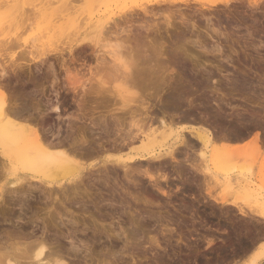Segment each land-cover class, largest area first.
<instances>
[{
	"label": "rangeland",
	"instance_id": "obj_1",
	"mask_svg": "<svg viewBox=\"0 0 264 264\" xmlns=\"http://www.w3.org/2000/svg\"><path fill=\"white\" fill-rule=\"evenodd\" d=\"M33 1L20 0V4H21L20 10H22L21 16L23 12H24L23 13L24 16H22V18L21 16L18 17L21 20L23 19L22 23H21V20H19L20 22L17 20V22L21 23L20 25L22 26L20 25L17 26L19 24L18 23L17 25H12V26H15V27H12L11 26V24H13L12 18H10L12 23L9 25L10 20H8L9 19L8 17H10L11 15L10 16L8 15V17L6 18V15H5L6 13L4 12H7V11L9 12L10 9L6 8L5 10V7L1 8V11L3 12L4 15L0 11V15L2 14L3 16V18L0 16V28L3 27L2 29H0V40H3V38L4 40L7 39L8 41L13 39V42L10 43L12 45V43H14L15 37H16V40H17V37L18 38L20 37V39L17 40L19 43L16 42L15 40V42L18 43L19 45L14 43L13 46L8 45L9 46L8 49L6 47V49H2V51H0L1 53L3 52L2 54L0 53L2 55V56L0 55V61L1 63H4V61L6 60L5 61L6 63L4 64L5 65L7 64L10 74L11 72L13 73L12 71L13 64L11 63V60H13L14 58L18 62H20L21 66H23L22 67L23 70H25V71H22L23 74L21 72L22 81L32 82L38 79L40 80V75H43L42 73L46 71L48 72L50 76H48V74L46 73L47 74L46 80H43V79H41L40 81L38 80L39 84L34 85V87L37 89L38 86L40 85H41L40 87L43 86L42 82L44 81V84L46 86L45 88L46 92H45L44 97H43L42 92L39 91L40 89L39 88L37 89L40 92V96L43 99L39 96V93H38V96H39L38 98H41L43 103H46L47 101L56 103L57 99H61V100L63 99L62 102H63L64 110H62V113L59 118L57 117L58 114L51 111L52 110L51 109L49 112V117L50 118L53 117V118L52 119L49 118L48 120L49 122L46 123L47 125H45V127L46 126L48 127V125H51L52 122L53 124L55 122V124L59 123L63 127L62 129L65 130L66 128L69 127L70 122L74 118V116L72 115H74L73 112L76 110L77 106L75 104L76 102H74L75 97H73L74 96L73 92L71 93V91L69 92L68 90L69 86L67 85V83H69L70 81V82L76 83L77 85L85 84L84 85L85 87L86 86L92 87V85L95 87L96 86L101 87L102 89L96 87L97 89L95 88L94 91L96 92L98 90V93L99 92L101 93V94L99 93L101 96V99L103 98L102 94L103 95L106 94L107 96V100H105V102L102 101L103 99L102 100L99 99L100 96L97 92L95 93L93 91V94L95 95L98 94L99 96V97L97 96L98 100L95 95L93 96V94L88 96L89 105H86L87 109H84V110L86 112L91 111V113L88 112L87 114L84 111L86 113L85 114L86 118L88 117L90 118L92 114L93 116H95V115H100L102 113L104 114L108 113L107 112L108 110H112V111L117 112V114H120L118 112H121V114L124 113L123 115H125V113L127 112L126 114V116H128L127 121L128 123H130L129 121L133 117L134 119L141 121V118H143L144 115H146L147 113V115H150L149 117L153 116L154 118L155 116V119H153V122L152 121L149 122L150 125L147 123L148 125H146V127L144 126L145 128L143 127L145 129L144 131L148 132V130H150L151 128H154V126L159 127L158 126L159 119H160L159 117L160 116L162 117L165 114V117L168 115L166 117V119L168 120L167 122L169 123L171 121V124L173 125L172 126L173 130H174L173 139L169 141V144L172 145V143L176 140L177 136L180 134H183V137L187 138L190 144H192L193 149L188 150L186 147H181L180 152H178L176 155V157H178L177 162L172 161V160L170 161V158H168L167 160H164V162L169 160L168 163L165 162L167 164L160 163L158 161H153V164L155 163V165L153 164L150 165L149 164L150 162H147V161L137 160V161L130 162V160H128L127 162L129 163L128 165L129 168L127 167V168L122 169L123 165H121L118 162V158L122 156L124 158L126 157L125 160H127L129 155L132 156L133 154H135L136 149L134 148L135 149L134 150L132 147H136L140 145V140L136 141L137 143L134 142V144L130 146L132 150L130 148L124 147V149L122 150L120 149L121 150L120 151L119 149L112 147L111 146L112 143H109V141L111 142L113 139V136H112V139L109 138V141L104 142L103 146L105 149L104 150L100 149L101 151L103 150V152L100 151L98 152L99 154L93 153L94 155L97 154V157L96 156L94 157L93 155V158H92V155L91 157L89 155L81 159V162L83 163L81 164L85 167L84 169L87 168V170H81L79 177L78 175H73L72 177L70 175L64 178V180H62L64 182L66 181V183L68 184L70 180L77 181L81 179L80 176L84 175V179L82 176V179L80 181H77L79 182V185L81 186V187L79 186V189L76 187L75 189L73 188L72 190V187H73L72 186L70 187V189H68L70 192H68L67 190V195L71 199L68 198V200L64 201L62 197L64 194L60 191L53 192V193L45 192L44 194L41 193L42 195L38 193V191L37 192L33 191L31 196L28 195L29 198L31 197V199H28V203L29 204L31 203V204L30 206L28 204L27 207H28V210L30 209L31 210H30V213L27 212V214L29 213L28 214L29 216L32 215L31 218L33 217V214H35L36 216H38V220L35 219L36 216H34L32 219L36 221H32L31 223V221H29L31 218H28L29 216L28 217L25 216L26 217L25 220L29 221L27 223V225L29 224V226L28 227L25 226L28 229L27 230L25 228V230H27L28 233L25 230L21 231V234L26 233L22 235L23 238L19 232L17 234H14V235H17L16 237H14L16 238V242L17 243L19 242L18 244L15 243V245H17L16 247L18 248L19 244L25 246V244H28L29 240L31 239L34 240L33 238L35 237H33L32 235H28L30 234L29 232L34 231L36 232V234L41 233L43 230L41 229L43 226V221H45V219L47 221L49 219V216L52 215V218H54L55 220L54 219L51 221L49 220L50 226L49 224L47 226L49 233L46 232V234L50 235L51 237V235L53 236V233L57 231L59 232L58 234L62 236V238L60 237V241L62 240L61 242H63L65 245L71 246L74 244V245L79 246V248L82 249V250L80 249L81 252L79 254L80 260L79 259L74 260V259H69V258L67 259V261L69 263L72 262V264L73 263L74 264H80V263L108 264V260L112 263L117 261L114 264H125V263L126 264H134V263H138V264H214V263L230 262V260L232 261L234 259L245 258L247 254L249 253V251L254 249L259 244L258 249L254 251L252 255H250L247 259L244 260V264H254L253 261L256 255L259 253V250H261V246L264 245V218L255 214L259 209L261 208L264 209V207L262 206V204L264 203V168L262 167L263 168L262 172H260L261 169H259L261 165L264 164V146L258 152L257 151L258 149L256 150V147H254L255 145L253 144V142H251V139H253V137L256 135L257 132H260L259 134H260L261 139L264 138V0H257V1L256 0H231L229 2H225V0H216L215 4H213L211 0H128V1L127 0H99V1L98 0H85V1L84 0L83 1L82 0L80 1L79 0H69V1H73L76 4L78 3L79 7L81 6L82 10H84V13L81 16V18H85L86 16H88L91 9H94L95 11L98 9L97 10L98 13L103 14L101 16L104 19V22L106 21L108 23H105L106 25L105 28L107 29V31L105 28H103V31L106 33L98 36L97 38L99 42L98 45H94L93 42H91L92 44H90V47L91 45H93L91 48L88 46L82 49L81 48L78 49V47L74 46L72 52L69 49H65L64 51H62L63 53L54 51L53 49H55L56 46H58L59 48L66 46L65 44H63V42L66 43L65 41L68 40L67 38L69 36L66 38L67 35L69 34L72 35V32L74 30L73 31L71 30L73 29V27L67 28V27H64L65 26L64 25L62 27H64L66 31L63 29L60 31V33L58 32L54 33L53 30L49 31L50 29L49 25H51V27L53 26L54 24L53 22H55L54 18L56 16L58 17V14L56 16L51 17V19H47L41 14L39 15L37 10L40 8H37V6L41 7V4H39L40 0H36V1L33 0ZM10 2L11 4L9 5H15L16 2H19V1L11 0ZM14 2L15 4H13ZM35 2L37 3L36 6H35L36 4ZM141 3H142L143 9L140 8ZM210 3H212V5ZM57 4L59 5L60 3H57ZM95 5L97 9H95ZM145 5L147 8L145 7ZM24 8H27V9L23 11ZM144 8H146V10L148 9L147 12L144 11L145 10ZM20 10L19 12L16 13V15L20 14ZM32 11L34 12L36 11L38 14V17H36L35 13H32L34 14L33 15L34 17H33L31 14ZM28 13H29V18H28ZM42 20H44V22ZM169 21H171L170 23L172 27H170V24L168 25ZM2 22H4L5 24L4 23L2 24ZM61 22L62 20L61 21L57 20V23H58V24L56 23L57 27L64 23V22L62 23ZM14 24H16V21L14 22ZM15 28L18 30H16ZM14 29L16 30V32ZM59 29L60 28H57V31ZM68 30L71 32H69ZM62 31L63 33H61ZM38 32L41 33L40 36L42 35V33L45 32L44 33L45 36L44 35H42V37L39 36L40 39L38 41L40 45L42 42L45 41L44 43L47 44L44 46L46 48V52H45V48L43 49L42 46L41 48L39 47L40 45L38 41H36L38 37L37 39L34 38L35 37L34 35L38 36L39 34ZM92 33H95V34H92ZM92 33L91 34L93 36L95 37L97 36V32H92ZM57 34L58 35L60 34L61 37L57 36ZM58 37L59 39L61 38L62 39L59 40ZM90 37L92 36L90 35ZM104 37L107 40H104ZM150 37L151 38L156 37V42L158 41L157 42L158 44L164 43L166 45L165 48L167 49H164L165 55L170 58L169 60H165L162 58L161 60L163 61L165 60V61L164 62L162 61L163 63L161 61L157 62L161 64V66L159 64L158 65L160 67H165L164 65H166V62H170L169 63L170 67L168 66L167 70L169 71V69L171 68L173 69V66H174V69L178 73L180 72L182 73L181 74L182 76L177 74L176 77L178 79H181V77L186 78V79L185 78L182 79L181 83L184 82L183 84L181 83H180L181 85L178 84L179 89L182 91V98H183L181 101L182 103L177 102L176 100H174L175 102L171 100L172 93L170 92H173V88H174V84L172 83L163 84V85H166V87L164 86V90H162L160 87V83L158 82L152 84V86H150L151 88H149L146 86L144 87V84L140 85L139 82L137 83L136 81L131 82L130 81L131 79H129V81L125 79L126 74H124V72L128 70L129 66H130L129 69L132 67L133 65L131 64L132 60L134 61L135 58H136L135 60H137V56H138L137 52L130 50L132 47H134L132 45H135L137 43V40L140 41L145 38L150 39ZM56 38L58 39V41H55L57 40ZM32 40H33V43H31ZM52 41H55V42H52ZM36 42L38 43V47L40 49L37 47L38 50L37 49L35 50L37 52L31 55L28 54L29 50H32V48H34V47H31L32 44L34 43L36 44ZM52 43L54 44L53 46H52ZM129 46H132V47H129ZM176 47L177 48L183 47L182 48L183 50L186 49L188 50L187 52L194 54V56L197 58L196 61L199 64H201L202 67H199L198 63L194 65L191 59L189 60L188 58L186 59V57H184L183 53L175 51ZM41 49H43V51H40ZM24 50L25 52H28L27 54H25V56H23ZM39 53L40 54L43 53L44 55L42 56ZM131 53L137 54V55H134L135 58L131 57ZM116 54L118 56H116ZM32 55L33 56L38 55L37 56L38 59L34 61L32 59L33 58ZM98 55H99V58H100L99 60L101 61V63L102 61H106L105 65L107 66L106 69L105 67L101 66L102 68L101 71L98 70L100 67L98 69L93 68L95 67L94 65L97 64L96 59ZM114 57H116V59ZM39 58L40 59L43 58L44 63L40 62ZM85 58L89 59L87 63H84ZM90 62L93 63L92 64L93 66L91 65ZM27 63H30V65H28ZM36 63L39 64V66ZM50 63L53 64L54 68H51ZM127 63L128 64L130 63L131 65L128 66ZM89 64L92 66V69L94 71L90 68L91 66ZM117 64L119 65L117 66ZM102 65H104V63ZM114 65L117 67H115ZM35 66H38L37 68L38 70L36 69ZM120 66L122 67L120 68ZM30 67L33 70H31ZM110 67L112 68L108 69ZM114 68L116 69V71ZM125 68L126 70H124ZM51 69H54V72L57 76V81L59 83L58 82L55 83L56 82L55 78L53 77L52 74H50ZM96 69H97V72H95ZM36 70L41 72V74H39L40 72H38L39 74L37 75L38 77H35L37 73L35 72ZM109 70L111 71L109 72ZM120 70H123V71H120ZM168 71L166 73H169ZM194 71L195 72L197 71V73L199 74V75L197 74V77H196V74L193 73ZM13 77L16 78L17 76L14 74L11 77L12 82H10V80L9 82L8 80H6V82L10 83L11 86H13L16 83L15 80H17V78L15 79ZM171 85H173V88L170 87ZM54 87H55V90L60 91L58 98H56L57 96L55 94V90L53 89ZM185 87H186V90H185ZM26 89L24 91H26ZM21 90L22 89H20V91ZM24 91H21L23 93L20 92L22 94L21 97H24ZM156 92L158 94H161L162 98L160 96L157 98L156 96L158 94ZM169 93L171 95L170 100L172 102L171 101L167 102L166 105H168L169 107H172V110L171 108L166 106L165 103H163V102L168 101ZM135 98L138 101H136ZM138 98H140L141 100H139ZM143 98L146 99L147 101L146 100L144 101ZM190 98L194 102L191 101ZM92 101H95V103ZM102 102L104 104H102ZM183 102L184 104L185 103L186 104L184 105ZM218 102L221 104H219ZM168 103H171V104L173 103V104L171 106V104H168ZM175 103L177 105L180 103L181 106L180 105L176 106ZM194 104L195 105L197 104L196 107ZM74 105L76 108L74 107ZM72 106H73V109L69 108ZM139 106H145L146 109H143L142 107H139ZM217 106H219V108ZM65 107L66 109L67 108L68 109L66 110ZM189 107H191L192 109ZM88 108L90 109L88 110ZM131 108H133L134 110L135 108L137 109V112L134 113V115L136 114L135 116L133 115V113L132 114L130 113L132 112L130 111ZM165 108L167 109V111L166 110L163 111ZM194 108L195 110H193ZM93 109H96V110H93ZM150 109L152 112H150ZM168 110L169 112H172V113L168 114L167 113ZM94 111H96L95 114H94ZM152 113L154 114L152 115ZM173 113L177 115L179 114L180 116L179 117L176 116L177 118L176 117L173 118L172 117ZM169 115L171 116V119L173 118L172 120L170 119ZM186 115H189V116L194 115L193 116L194 118L191 116H190L191 118H189L191 122L193 123L195 122V124H197V122L199 124L200 122L199 124L200 126L194 129V131L199 130L203 123L202 126L212 127L213 129L216 130V132L227 134V136L231 139L238 137V140H239L241 135H243L242 136L243 141H248L246 143L251 142L249 143L248 146H245V149L242 148L239 151L237 150L238 152L236 154H238L239 156L243 155V158L241 157L238 158L237 155H236L237 156L236 159L233 158V156L235 155L233 153L236 151L231 152L230 150L229 153L233 154L232 161L235 166L234 167L228 166L230 167V169H228V167L225 169L222 167L224 170L221 169V167L217 163L211 160V156H210L211 150H209L208 148L206 149V147H204L201 143H199V141H197L194 137H192L193 136L192 134L196 132L193 131L192 133L189 131H183V132L180 131L179 133L180 124L183 123L184 119L188 120L189 116H187V118H184ZM202 115L204 116V118ZM191 119L192 120L194 119V120L192 121ZM205 120L207 123H205ZM75 121L78 122L76 123L77 125H75L76 127L73 126L75 128L73 129L75 131L76 138L80 139L81 137V134H80L81 130L77 128L79 124L82 127L83 125L86 127V135L88 136L89 139L97 135V134H95L94 136L93 134L89 135V133H91V130L94 129L92 124H90L89 119H87L85 122L84 121L81 122V120L79 121L74 120V122L73 121L72 122L75 124ZM208 122L211 124H208ZM68 129H66L63 133L68 131ZM87 129L88 131L90 130V132H88ZM195 141H197L198 143ZM169 144L164 146L163 148L159 146H157L156 148L159 151L161 150L162 152H166L168 150L167 147L170 146ZM218 144H219V141H218ZM251 144L253 147L251 146ZM93 146L98 148L96 144H93ZM211 148L213 147L211 146ZM187 150H188V153H187ZM243 150L244 151L251 150V152L253 153L251 154L250 152L249 153L245 152V153H247L248 156L254 154L256 158L255 159L253 158L254 160L251 159L250 157H249L250 159L248 157L245 158L244 155L246 154L244 153ZM202 151H206L207 153L209 152L207 154L209 156L206 159L202 158L201 156ZM240 151H242L241 154H240ZM106 155L110 156V159ZM111 159H113L112 163L110 161ZM104 161L106 164L104 163ZM96 162L97 164H99L98 167L101 168L100 170H102L104 166L106 165L105 167L107 171L106 169H103L104 171L103 170L99 171L97 169ZM93 163L96 164L94 165V167L92 165ZM17 164L18 165L15 164L13 166L8 165V168H7V173H8L7 178L8 179L0 178V186L4 185L5 182L7 184L10 180L17 178L20 175H27L30 177V174L32 176L35 173V175L43 176V177L47 176L46 178H52V179H55V178L59 179L60 177H62V176H59V174H57V172L53 169H51V171L49 169L47 170L45 169L46 171L43 169V170H37L35 172L32 168L30 169L24 166V164L22 163H20L21 165H19V163ZM100 164H103L104 166L102 165L103 166L102 167L100 166ZM89 165L91 169L89 168ZM248 166L250 168L252 166V168L251 169L246 168ZM92 167L93 168L96 167V168L93 169ZM140 168L144 171L141 172ZM146 170L149 173L151 172L150 174L152 175L154 174V177L156 175L157 178L158 176H162L166 173H167L166 176L168 177L166 180H163V179L160 180L161 179L160 178L159 184H158V182H156V178L152 180L151 178H149V176L145 172ZM54 171L59 177H56L57 175L54 178L52 177ZM41 172L43 173V175ZM85 172L87 174H85ZM125 172L126 173L128 172V174H125ZM49 173H50V176H49ZM29 179L30 178L27 179L28 181L26 180L24 181L25 182L31 181L32 183L36 182L33 179H30V180ZM70 182L68 185L71 186L72 183ZM253 182H254V185L257 186V188H259V186L261 185L260 190L263 193L262 194L263 196L259 200H256L254 198H249V197L247 199L246 196H244L241 193L240 189H238L241 186H244L245 183L253 184ZM156 184L158 186H156ZM72 185H74V183ZM239 185L241 186L239 187ZM162 189H165L167 191L166 195H164L161 192ZM78 190L80 191L81 194H78L79 193ZM183 193H186L187 196H184ZM43 195L44 196L46 195V196L43 197ZM39 197L42 198V200ZM147 198L150 200H148ZM215 198L219 201H216ZM222 198H226L228 203L223 204L220 201ZM146 200L150 202L148 203ZM60 201H64V206L63 204H61ZM145 202L147 204L144 205ZM167 202H170V203H167ZM176 202H179V204H176ZM229 202H237L238 205L235 206ZM32 203L36 205H33ZM17 206L18 205L13 204L11 208L14 211L16 210L19 211V208ZM148 211L152 213H149ZM189 211L191 212L190 214H189ZM153 213L155 215H158V214L164 215L162 218L164 221L163 220H161L162 222L158 221L153 215ZM57 214L58 215L62 214L63 220L65 222H68V220L72 218V215H75V216L77 215L78 220H80L79 222L80 224L74 226V225L66 223L67 224L66 226L65 225L61 226L58 224L59 226L55 227V224L57 225L56 220H59L58 219L59 216H57ZM91 214H93V216L95 215V218H97L96 220L98 223L92 222L90 218ZM169 215L171 216L169 217ZM39 217L42 218V221H40ZM83 217H85L84 220L81 219ZM37 222L40 224L38 225ZM20 223L21 222H19V224ZM33 223H37V226H35V224L33 225ZM33 226H35V228ZM172 227H175L176 229H174L171 232L172 237H170V233H169L170 231H167V229H170ZM30 228L33 230H31ZM49 228H51V231ZM57 228L58 230H56ZM34 229L35 230L38 229V230L35 231ZM70 229H72V231ZM52 230L55 232H53ZM155 231H156V234L160 235L159 236L160 239L162 238L161 237L162 232H168L166 237L169 240L167 238L166 239L162 238L161 240L159 239L160 245L162 243V245L164 246L162 248H165V249L161 250V248L158 247L157 244L155 243L154 244L149 243V242L146 243L145 240L147 237L151 235H156ZM149 232L151 234H149ZM125 233L128 236V238H131V240H133V243H134L132 244L133 247H131V245L128 246L130 248L129 251L127 249L126 251L124 250L125 249L124 247H126ZM18 234H20L19 236L21 237H19ZM174 234L176 237L174 236ZM25 235H28L26 237H29V236L30 237L26 238L24 237ZM143 236L144 237L147 236L145 237V240L144 238H142ZM173 238H176V239H173ZM23 239H25V241ZM19 240L22 241L23 243L20 242ZM48 240L52 241L50 239ZM141 240L142 242L144 241L143 244L145 243L147 244L148 247L146 249L139 246L140 243L142 244ZM28 245L27 247H29ZM154 245H156L157 247ZM24 246H21V247L26 249V246L25 247ZM21 247L20 249H22V251L18 249L17 250L18 254L20 253L19 250L21 251V253L22 252L24 253V251H27V250L29 251L28 248L27 250H23V248ZM33 247H35V245ZM149 248H152L153 250ZM166 248L169 249L170 251L166 250ZM33 249L31 248L32 251ZM36 249H37V245H36V248L34 249V253H31L32 251L30 250L31 257L28 256L29 259L32 258L33 255L34 256L32 259L36 258L35 256ZM85 250L88 255L86 254V252H84ZM141 250H143L144 252ZM150 250L152 252H150ZM164 250L166 252L169 251V253H166ZM159 251L160 252L163 251L160 256H158L160 253L157 254ZM0 252L2 253L4 251L1 249ZM13 252H14L13 250L11 252L9 251L8 253L9 256L5 255V258L6 257L7 258L5 259L4 257H2V259L4 258V261L3 260L1 261L5 263L6 261L11 260L12 262H14L13 260L17 253L15 252L13 253ZM10 253H11V256H14V255L15 256L11 257ZM30 253H25L26 257H27V254L30 255ZM112 253H116L118 256L112 255ZM149 253H152V254H149ZM25 254L23 255L21 254L22 255L21 259H25L23 258V256L25 257ZM163 254L165 255L164 257H163ZM19 255L17 256L19 257ZM146 255L148 256L146 257ZM11 258H13V260ZM165 258L166 260H164L163 262V259ZM16 259L20 260L18 258H15V262H16ZM262 263H264V261L260 262V264Z\"/></svg>",
	"mask_w": 264,
	"mask_h": 264
},
{
	"label": "bare ground",
	"instance_id": "obj_2",
	"mask_svg": "<svg viewBox=\"0 0 264 264\" xmlns=\"http://www.w3.org/2000/svg\"><path fill=\"white\" fill-rule=\"evenodd\" d=\"M11 0H1L0 1V11H1V8H3V7H5V10H6V8H8V9H10V11L8 12V14H7V12H4V13H6L5 15H6V18L8 17V15L10 16V17H8L9 19L8 20H10V18H12V22H13V24H11L12 22H11V20L9 21V25L11 24V26L12 25H17L20 21L19 20H21L20 18H18V17H20L21 16V11L22 10H20V6H21V4H20V0H17V1H19V2H16V4H15V2L13 3V4H15V5H9V4H11V2H10ZM15 1V0H14ZM25 1V0H24ZM31 1H33V0H31ZM36 1V0H35ZM80 1V0H79ZM78 1V2H79ZM83 1V0H82ZM85 1V0H84ZM99 1V0H98ZM128 1V0H127ZM212 2H213V4H215L216 3V0L215 1H213V0H211ZM210 1V2H211ZM229 1H231V0H225V2H229ZM257 1V0H256ZM34 2V1H33ZM153 2V1H152ZM19 3V4H18ZM26 3V2H25ZM36 3V2H35ZM57 3H60L59 5L57 4ZM28 4V3H27ZM26 4V5H27ZM39 4H41V7L39 6H37V8H40V9H38L37 11H38V14L40 15H42V16H44V17H46L47 19H51V17H53V16H56L57 14H58V17L56 16L54 19H55V22H53L54 24H53V26L51 27V25H49L50 26V29H49V31L50 30H53L54 31V33L55 32H58V33H60V31L61 30H63L64 29V27H67V28H70V27H73V29L71 30V31H73L72 32V35L71 34H69V35H65L66 36V38L68 39L67 41H65L66 43H64L63 42V44H65L66 46L65 47H61V48H59L58 46H56V48L55 49H53L54 51H58V52H62V51H64L65 49H69L71 52H72V50H73V47L75 46V47H78V49L79 48H85V47H90V44H92L91 42H93V44L94 45H98V36H100V35H103L104 33H106V32H104L103 31V28H105L106 27V25H105V23H108V22H104V19L102 18V16L101 15H103L102 13H98V9L96 8V5H95V9H97L96 11L94 10V9H91V11L89 12V14H88V16H86L85 18H81V16L83 15V13H84V10H82V7L80 6L79 7V5H78V3L76 4V3H74L73 1H66V0H40V2H39ZM211 5H212V3H210ZM17 5V6H16ZM37 5V3L35 4V6ZM28 6V5H27ZM31 7V6H30ZM33 7H34V5H33ZM144 7V6H143ZM145 7H146V5H145ZM19 8V9H18ZM94 8V7H93ZM140 8L141 9H143L142 8V3H141V6H140ZM147 8V7H146ZM146 8H144L145 10L144 11H146L147 12V10H146ZM170 8V7H169ZM25 9H27V8H24L23 9V11H25ZM36 9V8H35ZM19 10H20V14L19 15H16V13L17 12H19ZM32 10H34V9H32ZM86 10V9H85ZM1 13L3 14V12L1 11ZM24 13V12H23ZM23 13H22V16H24L23 15ZM32 13H35L36 14V17H38V14H37V12L35 11H32L31 12V14ZM2 14L0 15L2 18H3V16H2ZM4 15V14H3ZM34 14H32V16H33ZM22 16H21V18H22ZM34 17V16H33ZM1 18V19H2ZM5 18V17H4ZM5 18V19H6ZM16 19V20H14V19ZM18 18V19H17ZM28 18H29V13H28ZM57 18V19H56ZM147 18V17H146ZM170 18V17H169ZM25 19V18H24ZM8 20H6V21H8ZM17 20L19 21V22H17ZM23 20V19H22ZM21 20V23L23 22ZM57 20H62V22H64L63 24H61L60 26H58L57 27V25H56V23H57ZM126 20V19H125ZM16 21V24H14V22ZM33 21V20H32ZM43 22H44V20H42ZM47 21V20H46ZM45 21V22H46ZM52 21H53V19H52ZM165 21H167V20H165ZM25 22V21H24ZM41 22V21H40ZM61 22V23H62ZM171 21H169L168 22V25L170 24V27H172L171 26V23H170ZM4 22H2V24H3ZM21 23H19L17 26H19ZM47 23V22H46ZM59 23V22H58ZM57 23V24H58ZM134 23V22H133ZM5 24V23H4ZM31 25V24H30ZM29 25V26H30ZM65 25V26H64ZM116 25V24H115ZM20 26H22V25H20ZM62 26H64V27H62ZM109 26V25H108ZM107 26V27H108ZM120 26V25H119ZM12 27H15V26H12ZM23 27H24V25H23ZM141 27V26H140ZM3 28V27H2ZM2 28H0V29H2ZM6 28H8V27H6ZM18 28V27H17ZM57 28H60L58 31H57ZM111 28V27H110ZM11 29V28H10ZM13 29V28H12ZM16 29V28H15ZM14 29V30H15ZM21 29V28H20ZM91 29V30H90ZM106 29V28H105ZM104 29V30H105ZM122 29V28H121ZM126 29V28H125ZM144 29V28H143ZM156 29V28H155ZM170 29V28H169ZM13 30V31H14ZM16 30H18V29H16ZM16 30H15V32H16ZM65 31H66V29H64ZM89 30V31H88ZM114 30V29H113ZM69 31V30H68ZM71 31H69V32H71ZM106 31H107V29H106ZM110 31V30H109ZM43 32V31H42ZM92 32H97V36L95 37V36H93L92 34H95V33H92ZM156 32V31H155ZM158 32V31H157ZM18 33V32H17ZM39 33V32H38ZM37 33V34H38ZM45 33V32H44ZM44 33H42V35H44ZM53 33V34H54ZM61 33H63V31L61 32ZM92 33V34H91ZM23 34V33H22ZM40 34L41 33H39L38 34V36H36V35H34L35 37V39H37V37H38V39L36 40V41H38L40 38H39V36H40ZM64 34H65V32H64ZM139 34V33H138ZM3 35V34H2ZM8 35V34H7ZM18 35V34H17ZM17 35H15V36H17ZM20 35V34H19ZM42 35L40 36V37H42ZM62 35V34H61ZM90 35L92 36V37H90ZM109 35V34H108ZM149 35V34H148ZM45 36V35H44ZM54 36H56V35H54ZM57 36H60V34L58 35L57 34ZM64 36V35H63ZM62 36V37H63ZM61 37V36H60ZM95 37V38H94ZM134 37V36H133ZM147 37V36H146ZM149 37V36H148ZM9 38V37H8ZM46 38H48V37H46ZM103 38V37H102ZM130 38V37H129ZM164 38V37H163ZM10 39H11V37H10ZM20 39V37L18 38L17 37V40H19ZM31 39V38H30ZM29 39V40H30ZM51 39V38H50ZM57 39V38H56ZM58 39H59V37H58ZM58 39L57 40H55V41H58ZM62 39V38H61ZM61 39H59V40H61ZM65 39V38H64ZM140 39H141V37H140ZM143 39V38H142ZM146 39V40H145ZM145 39H143V40H140V41H138L137 40V43L136 42H134V43H136L135 45H132V46H134V47H132V46H129V47H132L130 50L131 51H134V52H137V54H138V56H137V60H135L136 58H135V56L134 55H137L136 53L135 54H133V53H131V57L132 58H135L134 59V61L132 60V63L131 64H133L132 65V67L129 69V65H131L130 63L128 64V70H126V68H127V66H126V68L124 69V70H126L125 72H124V74H126V80L127 81H129V79H131L130 81L131 82H135L136 81V83L137 82H139L140 83V85H143L144 84V87L146 86V87H149V88H151L150 86H152V84H154V83H160V87H161V89L162 90H164V86L166 87V85H163V84H174V88H173V85H171L170 87H172L173 88V92H170V93H172V96L170 95V93H169V95H168V101H166V102H163V103H165V105H166V103L167 102H170L171 100H176L177 102H181L182 101V91L179 89V86H178V84L179 85H181V84H183L184 82H182L181 83V81H182V79L183 78H185V77H181V79H178L176 76H177V74L178 75H180V76H182L181 74V72L180 73H178L175 69H174V66H173V69L171 68V69H169V71L167 70V68H168V66L170 67V65H169V63L170 62H166V65H164L165 67H160L161 66V64L160 63H157V62H159V61H163V60H161L162 58L163 59H165V60H169L170 58L168 57V56H166L165 55V51H164V49H167V48H165L166 47V45L163 43V44H158L157 42H156V37H153V38H151L150 37V39L149 38H145ZM149 39V40H148ZM15 40H16V37H15ZM15 40H14V43H16V42H18L17 40H16V42H15ZM54 40V39H53ZM102 40V39H101ZM104 40H107L105 37H104ZM148 40V41H147ZM50 41V40H49ZM55 41H52V42H55ZM0 51H2V49H6V47H7V49H8V45H10V46H13L14 45V43H12V45L10 44L11 42H13V39L12 40H7V39H5L4 40V38H3V40H0ZM45 42V41H44ZM44 42H42L41 43V45H40V43H39V41H38V43H39V47L41 48V46H42V48L44 49L45 47V45H47V44H45ZM61 42V41H60ZM103 42V41H102ZM131 42V41H130ZM19 43V42H18ZM18 43H16V44H18ZM31 43H33V40H32V42ZM38 43L36 42V44L34 43V44H32V46L31 47H34V48H32V50H29V53L28 52H25V50H24V52H23V56H25V54H34L35 52H37V51H35L36 49L38 50ZM51 43V42H50ZM62 43V42H61ZM127 43V42H126ZM15 44V45H16ZM27 44V43H26ZM19 45V44H18ZM21 45V44H20ZM31 45V44H30ZM54 44L52 43V46H53ZM56 45H57V43H56ZM59 45V44H58ZM128 45V44H127ZM60 46V45H59ZM93 45H91V47H92ZM102 46V45H101ZM38 47V48H37ZM46 47H48V46H46ZM90 47V48H91ZM128 47V48H129ZM39 48V49H40ZM127 48V49H128ZM171 48V47H170ZM183 48V47H182ZM181 47H176V50L175 51H177V52H180V53H183L184 54V57H186V59L188 58L189 60L191 59V61L193 62V64L194 65H196V63H198L197 61H196V57L194 56V54H192V53H190V52H187L188 50H186V49H182ZM43 49H41L40 51H43ZM48 49V48H47ZM52 50V49H51ZM96 51V50H95ZM98 51V50H97ZM45 52H46V48H45ZM70 52V53H71ZM74 52V51H73ZM177 52H176V54H177ZM1 53V52H0ZM3 53V52H2ZM1 53V54H2ZM44 53V52H43ZM43 53H39L40 55H44ZM63 53V52H62ZM94 53V52H93ZM96 53V52H95ZM175 53V52H174ZM0 54V55H1ZM60 54V53H59ZM85 54V53H84ZM192 54V55H191ZM72 55H73V53H72ZM90 55V54H89ZM2 56V55H1ZM33 56V55H32ZM38 56V55H37ZM37 56H33V60L35 61V60H37L38 59V57ZM115 56V55H114ZM116 56H118L117 54H116ZM16 57V56H15ZM48 57V56H47ZM46 57V58H47ZM79 57H80V55H79ZM124 57V56H123ZM90 58V57H89ZM115 59H116V57H114ZM131 58V59H132ZM193 58H194V60H193ZM40 59V58H39ZM74 59V58H73ZM100 58H99V55L97 56V59H96V61H97V64L96 65H94L95 67H93V68H101V66L102 67H105V69H106V61H102V63H101V61L99 60ZM104 59V58H103ZM75 60V59H74ZM77 60V59H76ZM119 60H120V58H119ZM164 60V61H165ZM6 61V60H5ZM4 61V63H6ZM8 61H10V60H8ZM32 61V60H31ZM40 62H42V63H44L43 62V58L42 59H40L39 60ZM44 61H45V59H44ZM89 61V59H84V63H87ZM91 61H92V59H91ZM163 61V62H164ZM184 61V60H183ZM110 62V61H109ZM114 62V61H113ZM118 62V61H117ZM162 62V63H163ZM4 63H1V61H0V178H7L8 177V173H7V168H8V165H10V166H13V165H18L17 163H19V165H21L20 163H22V164H24V166H26V167H28V168H32L35 172L37 171V170H47V169H49L50 171H51V169H53V170H55L56 172H57V174H59V176H62V177H60L59 179H57V178H55V179H52V178H46L45 176L43 177V176H38V175H35V173H34V175H32L31 176V174H30V177L29 176H27V175H20V176H18L17 178H15V179H13V180H10L7 184H6V182H5V184L4 185H1L0 186V190H1V194H0V209H1V211H0V250L2 249L4 252H0V264H72V262L71 263H69L68 261H67V259L69 258V259H74V260H80V256H79V254H80V249L81 248H79V246H77V245H74L73 243V245H71V246H68V245H65L63 242H61L60 241V237L62 238V236H60L58 233L59 232H55V231H53V232H55V233H53V236L51 235V237H50V235H48V234H46V232H48L49 233V231H48V224H49V222L51 221V220H53L54 218H52V215H50L49 216V219L46 221V219H45V221H43V226H42V228L41 229H43L42 230V232L41 233H37L36 234V232H34V231H32V232H29L30 234H28V235H32L33 237H35V238H33L34 240H32L31 238V240H32V242H31V240H29V242H28V244H30V245H28V244H25V246H26V249L25 248H23V247H21V246H24V245H20V247L21 248H23V250H27V248L29 249V251L27 252V251H24V253L22 252L21 253V251H22V249H20V247H19V245H18V248L16 247L17 245H15V243H17L16 242V238H14V237H16L17 235H14V234H17L18 232L21 234V231H24L25 230V228L26 227H28L29 226V224L27 225V223L29 222V221H31V223H32V221H36V220H33L32 218L34 217V216H36L35 214H33V217L31 218V216H29L28 214L30 213V207H29V209L30 210H28V207H27V205L29 204L28 203V199H31V197L29 198V196L28 195H32V193H33V191L34 192H37L38 191V193H42V194H44L45 192H50V193H53V192H57V191H60V192H62L64 195L62 196L63 197V200L65 201V200H68V198H70V197H68V195H67V190L68 189H70V187H72V190H73V188L75 189L76 187L79 189V182H77V181H80L81 179H82V176H83V179H84V175H82V176H80L81 177V179H79V180H75V181H69L70 183H74V185H72L71 184V186L70 185H68L69 184V182H68V184L66 183V181L64 182V181H62V180H64V178H66L67 176H70L71 175V177L73 176V175H78V177H79V175H80V173H81V170H87V168L86 169H84L85 167L82 165L83 163L81 162V159H83L84 157H86V156H89L90 155V157H91V155H92V158H93V153H98V152H100L101 150L100 149H105L104 148V142H106V141H109V138H111L112 139V136H113V139H112V141L110 142L109 141V143H112V147H114V148H117V149H124V147L126 148H130L131 149V147L130 146H132V144H134V142H136V141H139L140 140V145H138V146H136V147H132L133 149L135 148L136 149V153L135 154H133L132 156H130L129 155V157L127 158V160H125L126 159V157L124 158V157H120V158H118V162L121 164V165H123V168L122 169H124V168H129V163L127 162L128 160H130V162L131 161H137V160H140V161H147V162H150L149 164L150 165H152L153 164V161H158V162H160V163H165V162H169V160L168 161H165L164 162V160H167L168 158H170V161L172 160V161H176L177 162V158L178 157H176V155H177V153L178 152H180V148L181 147H186L188 150L189 149H193L192 148V144H190V142H189V140H187V138H184L183 137V134H180V135H178L177 136V138H176V140L172 143V145L171 144H169V141H171L172 139H173V134H174V130H173V125L171 124V121L168 123L167 121V119H166V117L168 116H166L165 117V114H164V116H160L159 118V127H155L154 126V128H151L150 130H148V132L147 131H144L145 129V127H146V125H150V121H152L153 122V119H155V116H154V118H153V116L152 117H149L150 115H147V113H146V115H144V117L143 118H141V121L140 120H136V119H134V117L132 118V119H134V120H130L129 122L131 123H128V121H127V119H128V116H126V114H127V112L125 113V115H123V114H121V112H118V113H120V114H117V112H115V111H112V110H108L107 112L108 113H102V114H100V115H95V116H97V117H95V116H93V114H92V116L89 118H86V113L88 114V112H86L84 109H87V107H86V105H89V100H88V96L89 95H92L93 94V91H94V89L97 87H95V86H93L92 85V87H88V86H84L85 84H80V85H77L76 83H74V82H70L69 81V83H67V85L69 86V92L71 91V93L73 92V94H74V96L73 97H75V101L74 102H76L75 104H76V106H77V108L75 107V105H74V107L76 108V110L73 112L74 113V115H72V116H74V120H77V121H79V120H81V122L82 121H86L87 119H89V121H90V124H92V126L94 127V129H92L91 130V133H89V135L91 134H93V136L95 135V134H97L95 137H93V138H91V139H89L88 138V136L86 135V127L83 125V127L82 126H80V124H79V126L77 127L79 130H81V137H80V139H78V138H76V136H75V131H74V127L73 126H75V125H77L76 123H78V122H76L75 121V124L73 123L74 122V120L72 119V121L70 122V124H69V127L71 128H66V129H68V131H66L65 133H63L65 130L64 129H62L63 127L59 124V123H57V124H55V122H54V124H53V122H52V124L51 125H48V127L46 126L45 127V125H47L46 123L47 122H49L48 120H49V112H50V110L51 111H53V112H55V113H57L58 115H57V117H59L60 118V115H61V113H62V110H64V106H63V102H62V100L61 99H57L56 100V103H52V102H50V101H47L46 103H43L42 102V100H41V96H40V92H42V94H43V97H44V95H45V92H46V86H45V84H44V81L42 82L43 84V86L42 87H40V86H38V88L40 89L39 91L34 87V85H38L39 84V82H38V80H36V81H22V78H21V72L22 71H25V70H23V66H21V63L20 62H18L16 59H14L13 58V60H11V63L13 64V73L17 76L16 78H17V80H15L16 81V83L13 85V86H11L10 85V83H8L9 82V80H10V82H12V80H11V77L14 75L12 72H11V74H13V75H11L10 73H9V70H8V67H7V64L5 65ZM10 63V64H11ZM91 63V62H90ZM104 63V65H102ZM121 63V62H120ZM10 64H9V66H10ZM28 65H30V63H27ZM37 64V63H36ZM51 64V63H50ZM93 63H91V65H92ZM95 64V63H94ZM109 64V63H108ZM160 66H159V65ZM172 64V63H171ZM38 66H39V64H37ZM90 65V64H89ZM90 65V66H91ZM116 65V64H115ZM114 65V66H115ZM119 64H117V66H118ZM135 65V66H134ZM38 66H35L36 67V69L38 68ZM51 66V68H54L53 67V64H51L50 65ZM49 66V67H50ZM93 66V65H92ZM92 66L90 67L91 69H92ZM96 66H98V67H96ZM117 66H115V67H117ZM198 66L199 67H202V65L201 64H199L198 63ZM109 67V66H108ZM122 66H120V68H121ZM125 67V66H124ZM176 67V66H175ZM31 68V67H30ZM89 68V69H90ZM98 69V70H102V68L101 69ZM112 67H110V68H108V69H111ZM97 69H96V71L95 72H97ZM115 69V68H114ZM114 69H113V71H114ZM31 70H33L32 68H31ZM38 70V69H37ZM35 71V72H37L36 73V76L35 77H38L37 75H39V74H41V72L40 71ZM39 70H41V69H39ZM50 70V69H49ZM93 70V69H92ZM91 70V71H92ZM118 70V69H117ZM94 71V70H93ZM111 70H109V72H110ZM115 71H116V69H115ZM120 71H123V70H120ZM119 71V72H120ZM169 72V73H166V72ZM198 71V70H197ZM197 71L195 72H193V73H195L196 74V77H197ZM200 71V70H199ZM38 72H40L39 74H38ZM44 72V71H43ZM171 72V73H170ZM205 72V71H204ZM32 73V72H31ZM48 74V72L46 71V72H44V73H42L43 75H40V80L41 79H43V80H46L47 79V74ZM113 73V72H112ZM115 73V72H114ZM117 73V72H116ZM22 74H23V72H22ZM50 74H52L53 75V77L55 78V80H56V82L55 83H57L58 81H57V76H56V74H55V72H54V69H51V73ZM118 74V73H117ZM199 75V74H198ZM33 76V75H32ZM48 76H50L49 74H48ZM179 76V77H180ZM201 76V75H200ZM204 76V75H203ZM124 77V76H123ZM9 78V79H8ZM13 78H15V77H13ZM15 78V79H16ZM30 79H32V78H30ZM35 79V78H34ZM37 79V78H36ZM49 79V78H48ZM186 79V78H185ZM202 79V78H201ZM6 80H8V82H6ZM26 80V79H25ZM39 80V81H40ZM132 80H134V81H132ZM54 81V80H53ZM36 82V83H35ZM40 82V83H41ZM14 83V82H13ZM59 83V82H58ZM142 83V84H141ZM181 83V84H180ZM55 85V84H54ZM53 85V86H54ZM58 85V84H57ZM163 85V86H162ZM32 86V87H31ZM66 86V85H65ZM90 86V85H89ZM168 86V85H167ZM37 87V86H36ZM64 87V86H63ZM94 87V88H93ZM26 88H28V89H26ZM97 88H100V89H102L101 87H97ZM96 88V89H97ZM171 88V89H172ZM20 89H22L21 91H24L25 89H26V91H24V97H21L22 96V94L21 93H23V92H21L20 91ZM54 90H55V87L53 88ZM67 90V89H66ZM184 90V89H183ZM185 90H186V87H185ZM188 90V89H187ZM217 90H219V89H217ZM157 91V90H156ZM159 91H161V90H159ZM21 92V93H20ZM95 92V91H94ZM97 93H98V90L96 91ZM95 92V93H96ZM158 92V91H157ZM156 92V93H157ZM219 92V91H218ZM38 93H39V96L41 97V98H38L39 96H38ZM62 93V92H61ZM100 93V92H99ZM98 93V94H99ZM150 93V92H149ZM21 94V95H20ZM55 94H56V98H58V95L60 94V91L59 90H55ZM72 94V95H73ZM98 94H93V96L95 95L96 96V98H97V96H98ZM101 94V93H100ZM100 94H99V96H100ZM158 94V93H157ZM157 94H155V95H157ZM223 94V93H222ZM108 95V94H107ZM150 95V94H149ZM224 95V94H223ZM98 96V97H99ZM102 96H103V100L101 99V96L99 97V99H101L102 101H104L105 102V100H107V96H106V94L105 95H103L102 94ZM135 96V95H134ZM142 96V95H141ZM161 97V94H158L156 97L158 98V97ZM170 96L173 98H171V100H170ZM72 97V98H73ZM93 98V97H92ZM95 98V99H96ZM108 98H109V96H108ZM162 98V97H161ZM43 99V98H42ZM46 99V98H45ZM44 99V100H45ZM91 99V98H90ZM110 99H112V98H110ZM109 99V100H110ZM139 100H141L140 98H138ZM144 99V98H143ZM143 99H142V101H143ZM191 99V98H190ZM190 99H188V100H190ZM223 99V98H222ZM47 100V99H46ZM55 100V99H54ZM97 100H98V98H97ZM133 100V99H132ZM135 100L136 101H138L136 98H135ZM146 99H144V101H145ZM186 100V99H185ZM111 101V100H110ZM147 101V100H146ZM187 101V100H186ZM185 101V102H186ZM191 101H193L192 99H191ZM65 102V101H64ZM92 102H94L95 103V101H92ZM98 102V101H97ZM172 102V101H171ZM175 102V101H174ZM194 102V101H193ZM91 103V102H90ZM93 103V104H94ZM142 103V102H141ZM143 103H145V102H143ZM182 103V102H181ZM187 103V102H186ZM185 103V104H186ZM190 103V102H189ZM219 103V102H218ZM52 104H53V106H52ZM65 104V103H64ZM70 104V103H69ZM68 104V105H69ZM98 104V103H97ZM100 104H101V102H100ZM102 104H104L103 102H102ZM106 104V103H105ZM168 104H171V103H168ZM173 104V103H172ZM172 104H171V106H172ZM176 104V103H175ZM175 104H174V106H175ZM183 104H184V102H183ZM184 104V105H185ZM219 104H221V103H219ZM72 105V104H71ZM178 105H180L181 106V104L179 103ZM177 104H176V106H178ZM190 105V104H189ZM193 105V104H192ZM195 105V104H194ZM197 105V104H196ZM196 105H195V107H196ZM199 105V104H198ZM218 105V104H217ZM95 106V105H94ZM135 106V105H134ZM146 106V105H145ZM145 106H139V107H142L143 109H146V107ZM149 106V105H148ZM166 106H168V105H166ZM191 106V105H190ZM96 107V106H95ZM94 107V108H95ZM150 107V106H149ZM169 107V106H168ZM218 108H219V106H217ZM69 108H72L73 109V106L72 107H69ZM97 108V107H96ZM137 108V107H136ZM135 108V110L133 109V108H131L130 109V111H132V112H130L131 114L133 113V115H134V113H136L137 112V109ZM169 108H171V110H172V107H169ZM176 108V107H175ZM174 108V109H175ZM189 108H191V107H189ZM65 109H66V107H65ZM68 109V108H67ZM66 109V110H67ZM90 108H88V110H89ZM155 109V108H154ZM177 109V108H176ZM175 109V110H176ZM192 109V108H191ZM65 110V111H66ZM78 110V111H77ZM92 110V109H91ZM93 110H96V109H93ZM129 110V109H128ZM157 110V109H156ZM159 110V109H158ZM167 111V109L165 108L163 111ZM170 110V111H171ZM182 110V109H181ZM193 110H195V108L193 109ZM220 110V109H219ZM73 111V110H72ZM86 113H85V112ZM149 111V110H148ZM161 111V110H160ZM177 111V110H176ZM175 111V112H176ZM200 111V110H199ZM95 112L96 111H94V114H95ZM150 112H152L151 111V109H150ZM156 112V111H155ZM162 112V111H161ZM184 112V111H183ZM72 113V112H71ZM89 113H91V111L89 112ZM93 113V112H92ZM164 113V112H163ZM166 113V112H165ZM168 114H171L172 112H169V110H168V112H167ZM177 113V112H176ZM182 113V112H181ZM189 113V112H188ZM191 113H192V111H191ZM154 113H152V115H153ZM202 114H204V113H202ZM51 115V114H50ZM91 115V114H90ZM89 115V116H90ZM136 115V114H135ZM134 115V116H135ZM139 115V114H138ZM155 115H156V113H155ZM181 115H183V114H181ZM52 116V115H51ZM72 116H71V118H72ZM170 116V115H169ZM176 116H180L179 114L177 115V114H175V113H173L172 114V117L174 118V117H176ZM187 116H189V115H186L184 118H187ZM191 116V115H190ZM188 117V120H186V119H184V121H183V123H181L180 124V129H179V133H180V131H189V132H192L193 133V131H194V129H196V128H198L200 125V122H199V124H198V122H197V124H195V122L193 123V122H191L190 121V119L189 118H191V117H193V116H191V117ZM203 116V115H202ZM201 116V117H202ZM254 116V115H253ZM258 116V115H257ZM201 117H199V118H201ZM53 118V117H52ZM52 118H50V119H52ZM58 118V119H59ZM172 118V119H173ZM177 118V117H176ZM194 118V117H193ZM198 118V117H197ZM197 118H195V119H197ZM203 118H204V116H203ZM170 119H171V116H170ZM171 119V120H172ZM63 120V119H62ZM71 120V119H70ZM135 120H136V122H135ZM182 120V119H181ZM192 120V119H191ZM194 120V119H193ZM192 120V121H193ZM204 120V119H203ZM209 120V119H208ZM51 121V120H50ZM61 121V120H60ZM138 121V122H137ZM174 121V120H173ZM196 121V120H195ZM202 121V120H201ZM142 122V123H141ZM151 122V123H152ZM158 122V121H157ZM204 122V121H203ZM69 123V122H68ZM141 123V124H140ZM148 123V124H147ZM205 123H207L206 122V120H205ZM86 124V123H85ZM129 124V125H128ZM208 124H211V123H209L208 122ZM202 125H203V123H202ZM201 125V127H200V129L199 130H195L194 132H196V133H193L192 135V137H194L197 141H199V143H201L204 147H206V149L208 148L209 150H211V160L213 161V162H215V163H217L220 167H221V169H225V168H227L228 166H235L234 164H233V161H232V156H233V154H235L234 156H233V158H235L236 159V157L238 156V158L239 157H241V158H243V155H241V156H239L238 154H236L239 150H241L242 148L243 149H245V146H248L249 145V143H251V142H253V144L255 145L254 147H256V150L259 152L260 151V149H262V147L264 146V138L263 139H261L260 138V132H257L256 133V135L253 137V139H251V142H249V143H243V144H240L242 141H243V138H242V136L243 135H241V137H240V139L238 140V137L237 138H233V139H231V138H229L228 136H227V134H222V133H218V132H216V130L215 129H213L212 127H207V126H202ZM67 126H68V124H67ZM145 126V127H144ZM152 126H153V124H152ZM179 126V125H178ZM210 126V125H209ZM212 126H213V124H212ZM76 127V126H75ZM88 127V126H87ZM144 127V128H143ZM74 128V129H73ZM148 128V127H147ZM192 128V129H191ZM89 129H90V127H89ZM96 129V130H95ZM78 130V131H79ZM219 130V129H218ZM77 131V132H78ZM87 131H88V129H87ZM220 131V130H219ZM88 132H90V130L88 131ZM181 132V133H182ZM79 134V135H80ZM229 135V134H228ZM78 137V136H77ZM194 139V140H195ZM197 141H195V142H197ZM218 141H219V144H218ZM240 142V143H239ZM248 142V141H247ZM137 143V142H136ZM194 143V142H193ZM198 143V142H197ZM93 144H96L97 146H98V148L97 147H94L93 146ZM170 145V146H168L167 147V151L166 152H162L161 150L159 151V150H157V146H159V147H164V146H166V145ZM107 145H109V144H107ZM106 145V146H107ZM134 146V145H133ZM211 146L213 147V148H211ZM214 146H215V148H214ZM251 146H252V144H251ZM109 147V146H108ZM107 147V148H108ZM111 147V148H112ZM253 147V146H252ZM110 148V147H109ZM134 149V150H135ZM160 149V148H159ZM103 150L101 151V152H103ZM114 150V149H113ZM116 150V149H115ZM120 150V151H121ZM132 150V149H131ZM188 150H187V153H188ZM231 150V152L232 151H236V152H234L233 154H230L229 153V151ZM238 150V151H237ZM109 151V150H108ZM117 151V150H116ZM127 151H128V149H127ZM244 151V150H243ZM124 152V151H123ZM186 152V151H185ZM245 152H247V153H249L250 152V154L251 153H253V152H251V150L250 151H244V153ZM255 152V151H254ZM186 153V154H187ZM209 153V152H208ZM206 151H202L201 152V156H202V158H207L209 155H207L208 154ZM242 153V151H240V154ZM247 153H245L246 155H244V157L246 158V157H250L251 159H255L256 158V156L253 154V155H250V156H248V154ZM99 154V153H98ZM180 155V154H179ZM237 155V156H236ZM259 155V154H258ZM97 157V154L96 155H94V157ZM106 156H108V155H106ZM252 156H254V157H252ZM109 157V159H110V156H108ZM258 157V156H257ZM112 158V157H111ZM116 158V157H115ZM249 158V159H250ZM79 159H80V161H79ZM89 159V158H88ZM95 159V158H94ZM100 159V158H99ZM253 159V160H254ZM113 159H111L110 161H111V163L113 162L112 161ZM252 160V161H253ZM98 161V160H97ZM101 161V160H100ZM109 161V162H110ZM116 161V160H115ZM140 161H138V162H140ZM107 162V161H106ZM117 162V161H116ZM152 162V163H151ZM232 162V163H231ZM245 162V161H244ZM255 162V161H254ZM82 163V164H81ZM103 163V162H102ZM104 163H105V161H104ZM103 163V164H104ZM115 163V162H114ZM118 163V164H119ZM167 163H165V164H167ZM26 164V165H25ZM96 164H97V162H96ZM96 164H92L93 165V167H94V165H96ZM103 164H100V166H102ZM106 164V163H105ZM138 164V163H137ZM142 164V163H141ZM140 164V165H141ZM179 164V163H178ZM248 164V163H247ZM88 165V164H87ZM98 165L99 164H97V169L99 170V171H102L103 169H106V165L104 166V168L102 169V170H100L101 168L100 167H98ZM120 165V166H121ZM153 165H155V163L153 164ZM160 165V164H159ZM246 165V164H245ZM261 165V164H260ZM264 164H262L261 165V167L259 168V169H261L260 170V172H262V170H263V168H264V166H263ZM102 166V167H103ZM174 166V165H173ZM178 166V165H177ZM92 167V168H93ZM158 167V166H157ZM179 167V166H178ZM223 167V168H222ZM263 167V168H262ZM89 168L91 169V167H90V165H89ZM96 168V167H95ZM95 168H93V169H95ZM107 168H108V166H107ZM133 168V167H132ZM145 168V167H144ZM246 168H250L249 166L248 167H246ZM251 168H252V166H251ZM250 168V169H251ZM10 169V168H9ZM8 169V170H9ZM131 169V168H130ZM141 169V168H140ZM161 169V168H160ZM159 169V170H160ZM223 169V170H224ZM228 169H230V167H228ZM228 169H226V170H228ZM232 169V168H231ZM234 169V168H233ZM45 170V171H46ZM138 170V169H137ZM225 170V171H226ZM54 171V173H53V175H52V177L54 178L57 174H56V172ZM90 171V170H89ZM104 171V170H103ZM106 171H107V169H106ZM105 171V172H106ZM126 171H127V169H126ZM132 171V170H131ZM136 171V170H135ZM141 172L142 171H144V170H140ZM43 172V171H42ZM41 172V173H42ZM95 172H96V170H95ZM146 172V174L149 176V178H151V180L152 179H155L156 178V182H158V184H159V179L160 180H166L167 179V177L168 176H166L167 175V173L166 174H164V175H162V176H158V178L156 177V175H155V177H154V174L152 175V174H150L147 170L145 171ZM144 172V173H145ZM98 173V172H97ZM101 173V172H100ZM110 173V172H109ZM48 174V173H47ZM55 174V175H54ZM85 174H87L86 172H85ZM125 174H128V172L126 173L125 172ZM130 174V173H129ZM169 174V173H168ZM261 174V173H260ZM29 175V174H28ZM42 175H43V173H42ZM46 175V174H45ZM91 175V174H90ZM106 175V174H105ZM49 176H50V173H49ZM58 175L56 176V177H59ZM129 176V175H128ZM143 176V175H142ZM71 177H70V179H71ZM28 178H30V179H33L34 181H36V182H34V183H32L31 181H29V182H25L24 180H26V181H28L27 179ZM77 178V177H76ZM173 178V177H172ZM2 179V180H3ZM8 179V178H7ZM6 179V180H7ZM29 179V180H30ZM73 180V179H72ZM84 181V180H83ZM154 181V180H153ZM240 181V180H239ZM75 182H76V184H75ZM85 182V181H84ZM155 182V183H156ZM255 182V181H254ZM254 182H253V184L251 183H245L244 184V186H241V185H239V187L240 188H238V189H240V191H241V193L244 195V196H246V198L248 199V197L249 198H254V199H256V200H259L263 195V193L261 192V185L259 186V188H257V186H255L254 185ZM83 183V182H82ZM241 183V182H240ZM81 184V183H80ZM259 185V184H258ZM27 186H28V188H27ZM156 186H158L157 184H156ZM81 187V186H80ZM160 187V186H159ZM190 188H192V187H190ZM161 189V188H160ZM76 191V190H75ZM79 191V190H78ZM160 191V190H159ZM68 192H70L69 190H68ZM77 192V191H76ZM161 192L164 194V195H166L167 194V191L165 190V189H162L161 190ZM49 193V194H50ZM41 194V195H42ZM55 194V193H54ZM59 194V193H58ZM78 194H81L80 193V191H79V193ZM34 195V194H33ZM51 195V194H50ZM35 196V195H34ZM46 196V195H45ZM44 195H43V197H45ZM49 196V195H48ZM54 196V195H53ZM70 196V195H69ZM73 196V195H72ZM80 196V195H79ZM6 197H8V198H6ZM61 197V196H60ZM40 198V197H39ZM53 198V197H52ZM51 198V199H52ZM73 198V197H72ZM81 198V197H80ZM79 198V199H80ZM84 198V197H83ZM33 199H35V198H33ZM41 200H42V198H40ZM45 199V198H44ZM49 199V198H48ZM71 199V198H70ZM75 199V198H74ZM148 199V198H147ZM216 199V198H215ZM36 200H37V198H36ZM112 200V199H111ZM148 200H150V199H148ZM148 200H146L147 202H148ZM30 201V200H29ZM44 201V200H43ZM64 201H60L61 202V204H63V206H64ZM70 201V200H69ZM69 201H67V202H69ZM86 201V200H85ZM216 201H219V200H217L216 199ZM223 204H226V203H228V201H227V199L226 198H222L221 200H220ZM31 202H32V200H31ZM75 202V201H74ZM150 202V201H149ZM148 202V203H149ZM164 203V202H163ZM167 203H170V202H167ZM229 203H231V204H233V205H235V206H237L238 205V203L237 202H229ZM13 204L14 205H18L17 207L19 208V211H14L11 207L13 206ZM31 204V203H30ZM30 204H29V206H30ZM33 204V203H32ZM101 204V203H100ZM145 204H147L146 202L144 203V205ZM162 204V203H161ZM173 204V203H172ZM33 205H36V204H33ZM65 205H66V203H65ZM152 205V204H151ZM165 205H166V203H165ZM147 206V205H146ZM176 206V205H175ZM262 206L264 207V203L262 204ZM166 207V206H165ZM260 208V207H259ZM67 209V208H66ZM167 209V208H166ZM26 210H28V211H26ZM155 210V209H154ZM160 210V209H159ZM38 211V210H37ZM171 211V210H170ZM257 211V210H256ZM255 211V212H256ZM27 212H29L28 214H27ZM33 212H34V210H33ZM143 212V211H142ZM149 212V211H148ZM165 212V211H164ZM225 212V211H224ZM149 213H152V212H149ZM169 213V212H168ZM32 214V213H31ZM40 214V213H39ZM73 214V213H72ZM146 214V213H145ZM256 215H258V216H260V217H263L264 218V209L263 208H261V209H259L256 213H255ZM64 215V214H63ZM148 215H150V214H148ZM153 215L155 216V218L158 220V221H161V220H163L162 218H163V216L164 215H162V214H158V215H155L154 213H153ZM152 215V216H153ZM28 217V218H31L29 221H27V220H25V218L26 217ZM55 216V215H54ZM53 216V217H54ZM57 216H59V218L57 217ZM57 218L59 219V220H56L57 221V225L55 224V227H57V226H59V225H61V226H66L67 224L66 223H68V224H71V225H78V224H80L79 222H80V220H78V216L76 215H72V218L71 219H69L68 220V222H65L64 220H63V216H62V214L61 215H58L57 214ZM62 216V217H61ZM171 215H169V217H170ZM144 217V216H143ZM40 218V217H39ZM48 218V217H47ZM90 218H91V220H92V222H94V223H98L97 222V218H95V215L93 216V214H91L90 215ZM149 218H151V217H149ZM165 218V217H164ZM35 219H37L38 220V216H36L35 217ZM44 219V218H43ZM81 219H85V217H83V218H81ZM89 219V218H88ZM156 219H155V221H156ZM50 220V221H49ZM55 220V219H54ZM169 220V219H168ZM196 220V219H195ZM229 220V219H228ZM40 221H42V218H40ZM39 221V222H40ZM147 221V220H146ZM157 221V222H158ZM164 221V220H163ZM170 221V220H169ZM19 222H21L20 224H19ZM145 222V221H144ZM162 222V221H161ZM38 223V222H37ZM37 223H33V225L35 224V226H37ZM41 223V222H40ZM40 223H38V225L40 224ZM154 223V222H153ZM59 224V225H58ZM157 224V223H156ZM162 224V223H161ZM31 225V224H30ZM54 225V224H53ZM146 225V224H145ZM144 225V226H145ZM153 225V224H152ZM181 225V224H180ZM186 225V224H185ZM26 226V227H25ZM32 226V225H31ZM35 226H33L34 228H35ZM49 226H50V224H49ZM159 226V225H158ZM161 226V225H160ZM165 226V225H164ZM171 226H172V224H171ZM178 226V225H177ZM54 227V226H53ZM84 227V226H83ZM95 227H96V225H95ZM104 227V226H103ZM38 228V227H37ZM40 228V227H39ZM131 228V227H130ZM133 228V227H132ZM155 228H157V227H155ZM159 228V227H158ZM232 228V227H231ZM27 229V228H26ZM31 229V228H30ZM40 229V230H41ZM50 229V231H51V228H49ZM73 229V228H72ZM72 229H70L71 231H72ZM81 229V228H80ZM105 229V228H104ZM144 229V228H143ZM148 229V228H147ZM160 229V228H159ZM167 229V228H166ZM28 230V229H27ZM27 230H25L26 232H27ZM31 230H33V229H31ZM35 230V229H34ZM38 230V229H37ZM37 230H35V231H37ZM39 230V231H40ZM56 230H58V228L56 229ZM68 230H69V228H68ZM67 230V231H68ZM77 230V229H76ZM75 230V231H76ZM94 230V229H93ZM102 230V229H101ZM142 230V229H141ZM140 230V231H141ZM174 230V228H170V229H167V231H170L169 233H170V237H172L171 235V232ZM183 230V229H182ZM71 231H69V232H71ZM74 231V230H73ZM84 231V230H83ZM105 231V230H104ZM136 231H138V230H136ZM190 231V230H189ZM241 231V230H240ZM68 232V233H69ZM97 232H99V231H97ZM100 232H102V231H100ZM124 232V231H123ZM129 232V231H128ZM154 232V231H153ZM159 232V231H158ZM185 232V231H184ZM28 233V232H27ZM64 233V232H63ZM67 233V232H66ZM74 233V232H73ZM96 233V232H95ZM103 233H105V232H103ZM121 233V232H120ZM134 233H135V231H134ZM167 233L168 232H162V234H161V237L163 238V239H166L167 237H166V235H167ZM188 233H190V232H188ZM245 233V232H244ZM20 234H18V236L20 235ZM24 234H26V233H24ZM24 234H21V236L22 235H24ZM62 234V233H61ZM98 234V233H97ZM114 234H116V233H114ZM142 234V233H141ZM149 234H151L150 232H149ZM154 234V233H153ZM155 234H156V231H155ZM247 234V233H246ZM251 234V233H250ZM28 235H25L24 237H26V236H28ZM63 235V234H62ZM103 235V234H102ZM119 235V234H118ZM145 235V234H144ZM148 235V234H147ZM157 235L158 234H156V235H151V236H149V237H147V236H145V237H147L146 238V240H145V237L143 236L142 238H144V240L146 241V243H155V244H157V246L158 247H160L161 248V250L162 249H165V248H162V247H164L163 245H162V243H161V245H160V241H159V236L160 235H158V237H157ZM169 235V234H168ZM248 235V234H247ZM21 236H19V237H21ZM48 236H49V238H48ZM64 236V235H63ZM66 236V235H65ZM68 236V235H67ZM69 236H71V235H69ZM91 236V235H90ZM94 236V235H93ZM174 236H175V234H174ZM191 236V235H190ZM246 236V235H245ZM30 237V236H29ZM29 237H26V238H29ZM77 237V236H76ZM110 237V236H109ZM125 237H126V243H125V245H126V247H124L123 249L126 251V249L129 251V247L128 246H130L131 245V247H133L132 246V244H134L133 243V240H131V238H128V236L126 235V233H125ZM176 237V236H175ZM22 238H23V236H22ZM67 238V237H66ZM74 238V237H73ZM98 238H99V236H98ZM102 238V237H101ZM108 238V237H107ZM113 238V237H112ZM161 238V239H162ZM15 239V240H14ZM18 239V238H17ZM20 239V238H19ZM48 239H50V240H52V241H49ZM78 239V238H77ZM94 239V238H93ZM92 239V240H93ZM141 239V238H140ZM160 239V240H161ZM168 239V238H167ZM14 240V241H13ZM24 241H25V239H23ZM27 240V239H26ZM68 240V239H67ZM95 240V239H94ZM98 240V239H97ZM109 240V239H108ZM115 240V239H114ZM169 240V239H168ZM18 241V240H17ZM20 241V240H19ZM34 241V242H33ZM80 241V240H79ZM121 241V240H120ZM163 241V240H162ZM161 241V242H162ZM184 241H186V240H184ZM13 242V243H12ZM20 242H22V241H20ZM76 242V241H75ZM78 242V241H77ZM104 242H106V241H104ZM141 242H142V240H141ZM144 242V241H143ZM143 242H142V244H143ZM164 242V241H163ZM19 243V242H18ZM17 243V244H18ZM23 243V242H22ZM21 243V244H22ZM32 243H33V245H32ZM85 243V242H84ZM145 243V244H146ZM15 246H14V245ZM81 244V243H80ZM141 243H140V247H143L144 249H146L148 246H147V244L145 245V244H143L142 245ZM164 244V243H163ZM27 245L29 246V247H27ZM35 245V247H33ZM36 245H37V249H36V253H35V256H36V258L35 259H32L33 258V256H32V258H28V256H30L31 257V253H34V249L36 248ZM142 245V246H141ZM178 245V244H177ZM261 245H262V243H261ZM24 246V247H25ZM30 246H32V247H30ZM88 246V245H87ZM122 246V245H121ZM137 246H138V244H137ZM137 246H136V248H137ZM150 246V245H149ZM154 246H156V245H154ZM156 246V247H157ZM166 246V245H165ZM169 246V245H168ZM249 246V245H248ZM16 247V248H15ZM93 247V246H92ZM152 247V246H151ZM155 247V248H156ZM243 247V246H242ZM31 248L33 249V251L31 250ZM86 248H88V247H86ZM91 248V247H90ZM121 248V247H120ZM119 248V249H120ZM155 248H154V250H155ZM175 248V247H174ZM248 248V247H247ZM18 249H20L19 250V252L23 255V254H25V253H30L31 251V253H30V255L29 254H27V257H26V254H25V257L23 256V258H25V259H21L22 258V255L20 256L17 252V250ZM141 249V248H140ZM149 249H152V248H149ZM149 249H148V251H149ZM249 249V248H248ZM14 251L15 253H17L16 254V256H15V258H18V259H20V260H17L16 259V262H15V258H14V260H13V258H11L14 262H12L11 260H8V261H6L5 263L4 262H2L1 260H3L4 261V258H5V255H7V256H9L8 255V253H9V251L11 252V251ZM16 250V251H15ZM31 250V251H30ZM82 250V249H81ZM153 250V249H152ZM158 250V249H157ZM160 250V251H161ZM166 250H169V249H167L166 248ZM246 250V249H245ZM108 251V250H107ZM141 251H143V250H141ZM158 252L157 254H159L158 256H160L161 255V253L163 252ZM165 251V250H164ZM170 251V250H169ZM169 251L168 252H166V253H169ZM181 251V250H180ZM13 252V253H14ZM84 252H86V250L84 251ZM88 252H89V250H88ZM91 252V251H90ZM121 252V251H120ZM144 252V251H143ZM142 252V253H143ZM150 252H152L151 250H150ZM239 252V251H238ZM117 253V252H116ZM116 253H112V255H116V256H118ZM148 253V252H147ZM86 254H87V252H86ZM91 254V253H90ZM100 254V253H99ZM149 254H152V253H149ZM13 255V254H12ZM17 255H19V257L17 256ZM83 255V254H82ZM88 255V254H87ZM87 255H85V256H87ZM104 255V254H103ZM142 255V254H141ZM230 255V254H229ZM10 256H11V253H10ZM14 256H11V257H14ZM107 256V255H106ZM105 256V257H106ZM110 256H111V254H110ZM148 255H146V257H147ZM165 255L163 254V257H164ZM2 257H4L3 259H2ZM89 257V256H88ZM93 257V256H92ZM96 257V256H95ZM112 257H114V256H112ZM224 257V256H223ZM226 257V256H225ZM7 258V257H6ZM5 258V259H6ZM82 258V257H81ZM54 259V260H53ZM90 259H92V258H90ZM99 259V258H98ZM135 259V258H134ZM145 259V258H144ZM229 259V258H228ZM83 260V259H82ZM100 260V259H99ZM142 260V259H141ZM158 260V259H157ZM164 260H166V258L165 259H163V262H164ZM221 260V259H220ZM84 261H85V259H84ZM113 261H114V259H113ZM159 261V260H158ZM231 261V260H230ZM263 262L264 261V245H262L261 246V250H259V253L256 255V257H255V259H254V261H253V263L254 264H260V262ZM103 262V261H102ZM105 262H106V260H105ZM117 262V261H116ZM116 262H114V263H116ZM136 262V261H135ZM167 262V261H166ZM114 264V263H112V262H110L109 260H108V264ZM121 263V262H120ZM143 263V262H142ZM162 263V262H161ZM74 264V263H73ZM80 264H83V263H80ZM88 264H90V263H88ZM92 264V263H91ZM126 264V263H125ZM134 264H138V263H134Z\"/></svg>",
	"mask_w": 264,
	"mask_h": 264
},
{
	"label": "crops",
	"instance_id": "obj_3",
	"mask_svg": "<svg viewBox=\"0 0 264 264\" xmlns=\"http://www.w3.org/2000/svg\"><path fill=\"white\" fill-rule=\"evenodd\" d=\"M245 142H247V141H242L241 143L240 142L239 143L243 144ZM258 246H259V244L254 249L249 251V253L247 254V256L245 258L234 259V260H232L230 262H222V263H214V264H244V260L247 259L250 255H252V253L258 249ZM262 264H264V263H262Z\"/></svg>",
	"mask_w": 264,
	"mask_h": 264
},
{
	"label": "flooded vegetation",
	"instance_id": "obj_4",
	"mask_svg": "<svg viewBox=\"0 0 264 264\" xmlns=\"http://www.w3.org/2000/svg\"><path fill=\"white\" fill-rule=\"evenodd\" d=\"M183 195L184 196H187V194L186 193H183ZM180 198H182V197H180ZM176 204H179V202H176ZM191 212L189 211V214H190ZM187 214V213H186ZM188 215V214H187ZM189 216V215H188ZM172 228H174V229H176L175 227H172ZM173 239H176V238H173ZM187 254V253H186Z\"/></svg>",
	"mask_w": 264,
	"mask_h": 264
}]
</instances>
